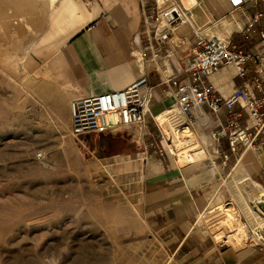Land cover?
<instances>
[{
	"label": "rangeland",
	"instance_id": "374dc122",
	"mask_svg": "<svg viewBox=\"0 0 264 264\" xmlns=\"http://www.w3.org/2000/svg\"><path fill=\"white\" fill-rule=\"evenodd\" d=\"M181 1L193 7L206 36L225 32L226 23L231 24L228 6L217 13L208 0ZM15 22L32 31L22 17ZM3 43L9 47L7 40ZM39 43L36 33L26 55L18 57L0 47V264H177L179 258L147 227L137 204L145 163L155 148L148 145L145 152L135 128L72 134L63 99L71 85L69 74L57 45L40 49ZM166 123L158 122L166 136L163 143L174 148L179 163L189 161L206 171L205 178L212 176L200 228L219 245L227 240L236 249L249 246L238 214L243 210L264 229L263 206L258 205L262 212L250 206L263 190L247 180L243 194L235 182L240 174H250L249 166L243 161L236 166L233 159L222 175L213 176V156L202 148L205 141L215 150L206 125H190L187 132L186 123Z\"/></svg>",
	"mask_w": 264,
	"mask_h": 264
},
{
	"label": "crops",
	"instance_id": "0c3cea01",
	"mask_svg": "<svg viewBox=\"0 0 264 264\" xmlns=\"http://www.w3.org/2000/svg\"><path fill=\"white\" fill-rule=\"evenodd\" d=\"M53 1L0 0V47L5 48L6 43L2 44L5 39L9 45L5 50L9 54L24 56L36 33L40 35L38 48L57 45L71 82L63 97L68 115H71L72 101L91 93L121 89L142 73H147L155 92L152 115L142 129L126 126L139 131L145 146L155 148L151 159L145 163L144 187L137 203L140 216L151 231L166 240L173 256L179 258L177 264H264V250L252 245L239 249L235 245L222 247L200 228L198 219L209 204L208 187L212 186V176L211 179L205 178L204 169L189 165V161L181 165L178 158L169 154L167 159L171 167L167 168L160 162L158 150L162 129L153 116H158L174 104L175 99L168 92L170 86L164 79L180 73L197 48L193 27L188 23L180 24L167 43L168 49L161 57L153 59L147 42L140 45L136 39L144 27L143 0L134 3L122 0H57L54 6ZM226 6L225 0H208V7L214 12L220 13ZM249 8L251 11H264V0L251 2ZM189 10L194 26L200 30L199 18L195 17L193 7ZM228 13L231 24L226 23L225 32L212 35L229 37L240 48L264 47L259 33L246 36L239 31L237 13ZM20 17L25 25L32 26L31 32L15 22ZM207 17L208 23L212 19L209 15ZM257 27L259 31H264V15ZM254 75L252 61L248 62L245 76L238 75L232 64H225L210 76L209 81L214 84L216 93L229 96L244 83H251ZM240 110L239 105L233 109L234 112ZM197 111L199 123H204V116ZM227 112V109L222 110L221 116L224 117ZM246 117L244 113L242 122ZM151 142L154 145H150ZM203 142L204 153L214 158V150ZM152 157H158L157 161ZM240 159L249 166L251 175L255 173L263 178L260 171L262 157L256 155L253 149H246ZM219 169L220 165L214 163L210 168L213 176Z\"/></svg>",
	"mask_w": 264,
	"mask_h": 264
},
{
	"label": "built area",
	"instance_id": "2783aa9c",
	"mask_svg": "<svg viewBox=\"0 0 264 264\" xmlns=\"http://www.w3.org/2000/svg\"><path fill=\"white\" fill-rule=\"evenodd\" d=\"M225 1L229 6V12L238 15L236 21L239 23V31L246 36L259 33L264 40V31H259L257 27L264 11H251L249 8L251 2L257 0ZM142 14L144 27L138 32L136 39L140 45L147 42L152 50L153 59L161 57L168 49L167 43L180 24H190L196 33L198 46L186 67L180 73L171 74L164 79L170 86L168 92L175 99L173 106L185 117V120L174 118L173 122L176 124L186 122L188 126H194L198 120V113L195 111L197 107L204 116L209 137L215 139L216 155L213 162L216 163V159H220L218 174L222 175L221 171H226L233 157L238 163L242 153L248 148H253L262 157L260 171L264 179V47L245 49L233 43L229 37L204 35L194 26L189 8L185 7L181 0H143ZM249 61L253 62L255 71L251 83H244L229 96L216 93L214 84L209 81L212 74L219 71L223 65L232 64L238 75L245 76ZM154 99V86L147 73H142L121 89L83 96L71 102L72 134L79 137L126 126H137L142 129L152 115ZM237 105L241 110L234 112L233 109ZM224 109L228 112L222 117L221 111ZM244 113L247 117L242 122ZM153 118L157 121V116ZM165 139V133L161 130L158 154L160 162L169 168L171 163L167 155L175 159L178 157L173 147L164 145ZM150 145H154V142ZM41 156L42 153L39 152L38 157ZM247 180H251L257 190L262 189L264 192V180H255L251 174L246 173L243 176L240 174L235 180L236 184L241 186L243 194L247 193L246 186H242ZM259 198L250 201V206L255 211L256 209L261 211L258 205L264 209L262 205L264 195ZM217 208L215 207V210ZM242 214H238V217L247 235L246 241L249 245L264 250V229L254 225L243 210ZM227 245L222 242L220 246Z\"/></svg>",
	"mask_w": 264,
	"mask_h": 264
},
{
	"label": "bare ground",
	"instance_id": "6f19581e",
	"mask_svg": "<svg viewBox=\"0 0 264 264\" xmlns=\"http://www.w3.org/2000/svg\"><path fill=\"white\" fill-rule=\"evenodd\" d=\"M198 109H197V107L195 108V111H197ZM197 113H198V111H197ZM174 115H179V111H178V109L177 108H175V107H173V108H170V109H167L166 111H164L163 113H161V114H159L158 116H157V121L160 123V124H162V125H166L167 123V121H169V125H170V122H172L173 120H174ZM178 118H182V116H177ZM176 119V118H175ZM182 120H185V119H183L182 118ZM184 123H186V122H184ZM197 123H199V115H198V121H197ZM200 124V123H199ZM190 126H185L184 127V130L186 129H190L189 128ZM170 129V128H169ZM185 130V131H186ZM190 130H187V132H189ZM193 133V132H192ZM192 135H194V134H192ZM196 135V134H195ZM194 138V137H193ZM211 140H213V142H214V144H215V139H214V137H209ZM216 149V148H215ZM251 149H253V148H251ZM254 150V149H253ZM254 151H256V150H254ZM256 153L259 155V153H258V151H256ZM241 161H242V159H240V161L236 164V166L238 165L239 166V164L241 163ZM262 190V189H261ZM224 242H228L227 240H224Z\"/></svg>",
	"mask_w": 264,
	"mask_h": 264
}]
</instances>
